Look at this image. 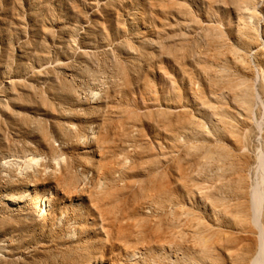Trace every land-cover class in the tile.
Instances as JSON below:
<instances>
[{"label":"bare ground","instance_id":"6f19581e","mask_svg":"<svg viewBox=\"0 0 264 264\" xmlns=\"http://www.w3.org/2000/svg\"><path fill=\"white\" fill-rule=\"evenodd\" d=\"M198 1H160L162 71L115 60L85 99L65 78L41 153L2 158L50 264H264V0Z\"/></svg>","mask_w":264,"mask_h":264},{"label":"rangeland","instance_id":"374dc122","mask_svg":"<svg viewBox=\"0 0 264 264\" xmlns=\"http://www.w3.org/2000/svg\"><path fill=\"white\" fill-rule=\"evenodd\" d=\"M160 1L0 0V98H4L6 108L0 110V163L7 155L20 161L34 151L41 153L39 127L51 132L53 123L60 119L51 92L61 89L66 80L75 82V88L87 95L95 82H99L96 86L101 84L107 67L115 60L131 58L138 52L150 58L147 71H162L165 33ZM191 1L200 6L198 0ZM99 72L101 76H93L96 81L88 75ZM8 81L14 82L10 98L1 92ZM30 119L39 120L33 122L36 126L43 121L44 126L40 124L37 129L40 132L33 130L36 128ZM14 166L0 171V264H50L46 256L54 252L56 246L52 245L60 246L63 239L43 217L31 224L25 215V200H5L7 193H22L19 184L26 185V172ZM33 184L32 190L44 192V185Z\"/></svg>","mask_w":264,"mask_h":264}]
</instances>
